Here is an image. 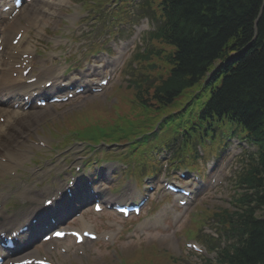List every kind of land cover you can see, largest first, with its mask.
<instances>
[{"label": "trees", "instance_id": "1", "mask_svg": "<svg viewBox=\"0 0 264 264\" xmlns=\"http://www.w3.org/2000/svg\"><path fill=\"white\" fill-rule=\"evenodd\" d=\"M168 1L183 23L176 32L173 70L154 91L153 102L166 104L182 90L200 84L215 61L241 51L219 88L214 86L220 77L207 82L216 90L204 109L211 122L223 116L260 139L257 160L241 176L246 192L235 210L223 217L222 223H230L237 240L231 252L220 255V264H264V5L262 0Z\"/></svg>", "mask_w": 264, "mask_h": 264}, {"label": "rangeland", "instance_id": "2", "mask_svg": "<svg viewBox=\"0 0 264 264\" xmlns=\"http://www.w3.org/2000/svg\"><path fill=\"white\" fill-rule=\"evenodd\" d=\"M101 0H92V5L99 6ZM69 0H60L58 5L50 6L48 11L50 12V16L47 18L46 16H38L39 22H46L49 24L50 29L52 31H60L61 34L66 36V43L71 44L75 48H77V44L86 41L85 35L81 32L78 25L74 24L73 21H60L59 19L66 12H71L74 9V6L68 7ZM118 20V15H114ZM118 23H122L121 21H117ZM65 26H68L67 30H64ZM39 32H41V27H36ZM54 33V34H55ZM109 36L112 35L111 32L108 33ZM71 39H78V43H71ZM55 40H58L56 37ZM86 43V42H85ZM80 54V49L77 50ZM75 52V50L73 51ZM116 78L114 79V83H116ZM107 92V91H106ZM105 93V92H104ZM103 94V93H102ZM124 95L126 93L123 92ZM101 95V94H100ZM105 95L95 96V97H86L72 102L70 105L57 109L56 111H51L48 119L57 122L60 124V120L62 115L69 114L72 110H77L79 108L86 107L88 104L95 108L102 109L103 107H108V104L103 100ZM123 103H126L122 97H120ZM113 101V99H112ZM97 102V103H94ZM83 116L81 113H75L74 117L66 122V126L68 128H80L81 124L79 123L80 118ZM76 119V120H75ZM44 119H38L34 121L33 124L29 125V131L31 135H35L36 132H40L43 130ZM71 149H77L78 154L75 156L84 157L88 154L87 149H83L82 144L73 143L69 146V151ZM121 150V148H120ZM68 151H65L63 154H66ZM237 151H234L230 148L225 152L224 158L220 159L215 164L214 174H218V178L223 179L221 185L214 184L213 186H209L207 181H205V188L203 189L201 195L199 196L196 205L200 204V206L208 209L207 212L211 214L214 211H217L219 208L226 207L223 200L227 194L231 193L230 182L227 181L230 175V162L229 160L233 157L232 154L236 155ZM92 154H88L90 157ZM228 155V156H227ZM74 155L69 154L67 156V160H70ZM113 166L118 167V164H113ZM173 201H170V205H173ZM176 206V205H175ZM194 207L188 208L186 213L180 218V222L177 226L171 225V219L175 214H182L181 209L177 206L174 210H172L167 217L162 218V225L157 230H154V226L159 223L157 217L153 218H145L138 222L126 220L123 221L122 231L120 234L116 235L114 238L113 245H109L114 249L118 257L121 259L120 262L110 261L107 257V252L110 255V247L106 245H101L100 243H88L85 245V257L80 259L76 256L75 251L71 252L67 256H62L65 264H181L180 261H175L174 257L171 256H179L182 252V246L184 247V241L179 237L181 228L184 226L185 228L189 225L188 220L190 216H188ZM152 210L151 206H148L145 210L144 215H150ZM160 211H157L154 216L159 217ZM89 227L104 228L110 223L114 222L112 218L110 219L108 215H102L101 217H97L95 219H88ZM93 226H92V224ZM116 223V222H114ZM121 225V224H120ZM93 228V229H94ZM94 229V230H95ZM104 228L100 231H106ZM112 228L109 229L111 231ZM190 241V240H189ZM194 261V260H193Z\"/></svg>", "mask_w": 264, "mask_h": 264}, {"label": "snow or ice", "instance_id": "3", "mask_svg": "<svg viewBox=\"0 0 264 264\" xmlns=\"http://www.w3.org/2000/svg\"><path fill=\"white\" fill-rule=\"evenodd\" d=\"M57 235H60V233H57Z\"/></svg>", "mask_w": 264, "mask_h": 264}, {"label": "bare ground", "instance_id": "4", "mask_svg": "<svg viewBox=\"0 0 264 264\" xmlns=\"http://www.w3.org/2000/svg\"><path fill=\"white\" fill-rule=\"evenodd\" d=\"M11 113H13V112H11ZM15 113V112H14ZM9 114H10V112H9Z\"/></svg>", "mask_w": 264, "mask_h": 264}]
</instances>
